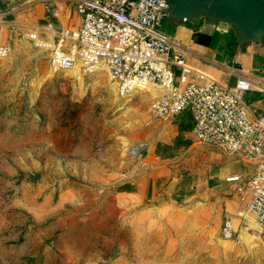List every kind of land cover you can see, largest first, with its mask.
Masks as SVG:
<instances>
[{
  "label": "rangeland",
  "instance_id": "374dc122",
  "mask_svg": "<svg viewBox=\"0 0 264 264\" xmlns=\"http://www.w3.org/2000/svg\"><path fill=\"white\" fill-rule=\"evenodd\" d=\"M11 5L0 28L10 45L0 57V264H264L261 229L238 238V225L225 240L211 211L114 195L116 181L144 172L165 119L149 107L158 90L119 94L102 66L51 72L27 11ZM156 27L172 35L166 19Z\"/></svg>",
  "mask_w": 264,
  "mask_h": 264
},
{
  "label": "built area",
  "instance_id": "2783aa9c",
  "mask_svg": "<svg viewBox=\"0 0 264 264\" xmlns=\"http://www.w3.org/2000/svg\"><path fill=\"white\" fill-rule=\"evenodd\" d=\"M69 1L78 18L76 25L45 21L27 34L32 45L43 51L50 71L91 72L101 65L119 94L144 84L157 85L149 105L154 115L168 118L189 110L196 140L253 161V172L246 178L250 197L245 211L264 232V114H252L241 100L250 85L248 78L238 75L225 85L210 78L199 80L202 75L185 62L191 47L156 27L166 11L164 0ZM9 49L0 36V57ZM235 179L236 175L224 178ZM234 232L231 218L223 217L220 237L228 240Z\"/></svg>",
  "mask_w": 264,
  "mask_h": 264
},
{
  "label": "crops",
  "instance_id": "0c3cea01",
  "mask_svg": "<svg viewBox=\"0 0 264 264\" xmlns=\"http://www.w3.org/2000/svg\"><path fill=\"white\" fill-rule=\"evenodd\" d=\"M12 1L0 0V3H6L0 6V28L6 23L7 13L13 9ZM19 1L32 26L45 21L62 27H73L77 23V15L69 0ZM53 10L54 15L51 14ZM70 15L75 19L73 26L66 20ZM200 17L189 16L196 24L186 27L182 21L166 19L177 43L191 47L192 53L186 57V64L194 73L202 75L201 81L210 78L225 85L231 84L238 75L246 76L250 85L242 93L241 100L252 114L263 115L264 36L259 43L248 41L241 46L237 43V32L229 24L199 20ZM213 32H217L218 37L212 41ZM191 123L190 111L184 110L157 124L155 137L145 147L144 172L116 181L114 195L150 204L175 202L181 205L186 202L193 209L211 211L218 218L229 216L233 219L234 230L238 225L246 226L239 223L250 197L246 178L253 172V161L222 153L213 144L196 140L190 131ZM229 175H236L237 179L225 181ZM237 185L241 189H237Z\"/></svg>",
  "mask_w": 264,
  "mask_h": 264
},
{
  "label": "water",
  "instance_id": "95a60500",
  "mask_svg": "<svg viewBox=\"0 0 264 264\" xmlns=\"http://www.w3.org/2000/svg\"><path fill=\"white\" fill-rule=\"evenodd\" d=\"M164 18L180 22L200 15L213 23H227L237 32V43L261 42L264 36V0H164ZM245 227V226H244Z\"/></svg>",
  "mask_w": 264,
  "mask_h": 264
},
{
  "label": "bare ground",
  "instance_id": "6f19581e",
  "mask_svg": "<svg viewBox=\"0 0 264 264\" xmlns=\"http://www.w3.org/2000/svg\"><path fill=\"white\" fill-rule=\"evenodd\" d=\"M100 67H101V65H97L93 70L99 69ZM144 85H147V84H144ZM144 85H142V86H144ZM148 85H150V89L153 90V91L159 90L157 85H153L152 83H150ZM112 87L115 88V84L114 83H112ZM139 87H141V86L134 87V88L131 89V91L133 92L135 90H137V91L138 90H146V91L149 92L148 89H146V88L138 89ZM243 218L245 220L244 224L246 226L245 227H240V229L238 230L239 238L245 236L246 234L251 235L252 237H255V238H259L258 235L260 234L261 231H260V228L258 227V225L254 221H252V219L246 214H244ZM232 227L234 228L233 219H232Z\"/></svg>",
  "mask_w": 264,
  "mask_h": 264
},
{
  "label": "trees",
  "instance_id": "16d2710c",
  "mask_svg": "<svg viewBox=\"0 0 264 264\" xmlns=\"http://www.w3.org/2000/svg\"><path fill=\"white\" fill-rule=\"evenodd\" d=\"M188 17H186L185 19H187ZM184 19V20H185ZM231 30V29H230ZM218 37V33L217 32H213L212 34V41L215 40Z\"/></svg>",
  "mask_w": 264,
  "mask_h": 264
},
{
  "label": "flooded vegetation",
  "instance_id": "af4514ba",
  "mask_svg": "<svg viewBox=\"0 0 264 264\" xmlns=\"http://www.w3.org/2000/svg\"><path fill=\"white\" fill-rule=\"evenodd\" d=\"M168 24H169V22H168Z\"/></svg>",
  "mask_w": 264,
  "mask_h": 264
}]
</instances>
